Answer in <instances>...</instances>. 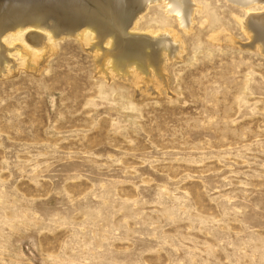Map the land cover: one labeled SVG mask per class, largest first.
Wrapping results in <instances>:
<instances>
[{
  "label": "rangeland",
  "instance_id": "1",
  "mask_svg": "<svg viewBox=\"0 0 264 264\" xmlns=\"http://www.w3.org/2000/svg\"><path fill=\"white\" fill-rule=\"evenodd\" d=\"M195 2L186 32L140 13L181 41L161 73L104 75L72 35L33 68L2 36L0 264H264V53L246 10Z\"/></svg>",
  "mask_w": 264,
  "mask_h": 264
},
{
  "label": "bare ground",
  "instance_id": "2",
  "mask_svg": "<svg viewBox=\"0 0 264 264\" xmlns=\"http://www.w3.org/2000/svg\"><path fill=\"white\" fill-rule=\"evenodd\" d=\"M227 1L246 10L248 20L243 22V30L250 39L253 38L256 48L264 53V15L253 14L250 10L258 5L264 8V0ZM124 2L125 0H0V73L4 71L6 63L11 62L2 36L9 31L13 35L18 34L24 28L28 31L22 45L32 46L29 48H34L36 54L33 60V55L26 47H22L29 67H33L34 62L37 68L35 63L38 64V59H45L48 55L51 57L50 54L56 50L53 37L72 35L87 46L90 36L98 41L91 49L103 74L112 72L117 77L126 78L131 75L130 69L137 75L141 74L138 71L143 74L154 71L161 73L164 57L177 53L181 41L175 32L169 30L148 31L143 35L136 33L140 13L151 5L163 2L166 14L175 18L179 27L186 32L193 22L197 3L195 0H139L138 6H134L127 14ZM105 45L108 47H104ZM102 48L104 53L100 56ZM107 62L110 63L108 68Z\"/></svg>",
  "mask_w": 264,
  "mask_h": 264
}]
</instances>
